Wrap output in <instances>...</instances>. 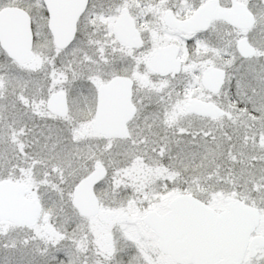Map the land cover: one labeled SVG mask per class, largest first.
<instances>
[{
  "label": "snow or ice",
  "instance_id": "snow-or-ice-1",
  "mask_svg": "<svg viewBox=\"0 0 264 264\" xmlns=\"http://www.w3.org/2000/svg\"><path fill=\"white\" fill-rule=\"evenodd\" d=\"M0 264H264V0H0Z\"/></svg>",
  "mask_w": 264,
  "mask_h": 264
}]
</instances>
